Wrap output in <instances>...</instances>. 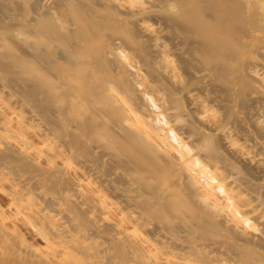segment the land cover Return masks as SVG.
<instances>
[{
  "label": "bare ground",
  "instance_id": "1",
  "mask_svg": "<svg viewBox=\"0 0 264 264\" xmlns=\"http://www.w3.org/2000/svg\"><path fill=\"white\" fill-rule=\"evenodd\" d=\"M0 264H264V0H0Z\"/></svg>",
  "mask_w": 264,
  "mask_h": 264
}]
</instances>
